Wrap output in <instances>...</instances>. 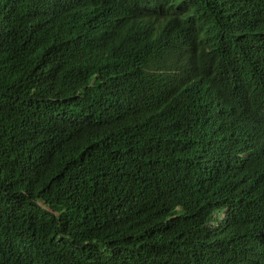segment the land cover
Returning a JSON list of instances; mask_svg holds the SVG:
<instances>
[{
    "label": "trees",
    "instance_id": "1",
    "mask_svg": "<svg viewBox=\"0 0 264 264\" xmlns=\"http://www.w3.org/2000/svg\"><path fill=\"white\" fill-rule=\"evenodd\" d=\"M192 1L140 34L162 0H0V264H264L219 187L264 217V126L175 114L216 77L264 96V0Z\"/></svg>",
    "mask_w": 264,
    "mask_h": 264
},
{
    "label": "clouds",
    "instance_id": "2",
    "mask_svg": "<svg viewBox=\"0 0 264 264\" xmlns=\"http://www.w3.org/2000/svg\"><path fill=\"white\" fill-rule=\"evenodd\" d=\"M198 6L197 1L192 0H162L161 4L153 7L150 2H145L142 6L134 9V13L131 15L133 24L137 31L141 34V30L153 28L159 29L162 25L169 21H179L182 24H188L197 17V12L195 8ZM145 16H150L151 25H146L143 23ZM105 16L102 14L101 18ZM107 26H104L106 28ZM259 85L256 80H249L241 82L233 76L232 80V104L227 102V99L224 95L223 88L219 77H216L212 82L205 85L203 88V94L194 99L191 94H188L186 99L181 105L177 108L175 114L180 113L185 107H191L192 104L201 103L205 110L213 113L212 116H219L221 111H224L227 108L235 109L238 114L239 112L243 114L244 121L252 129L253 134L261 127L263 124V113L259 111V107L264 101V96H259ZM253 102L256 108L253 107ZM220 112V113H219ZM207 119L211 116L204 115ZM252 134V138L256 141L257 139ZM220 187L221 195L223 199L228 203L233 211L238 215L243 216L250 220L251 225L243 230L245 238H252L253 242L261 245L264 248V217L259 215L261 209L260 200H257V195L253 198L250 203L241 211L236 209V201L240 199L249 188V185L239 191L226 196L225 190L223 187ZM199 196L198 202L199 207L203 210L204 216V204L206 203L207 194ZM206 195V196H205ZM205 196V197H204ZM203 198V199H202ZM201 199V200H200ZM201 205V206H200ZM184 206H178L175 208L177 213H183ZM226 212L218 215L216 220H206L204 224L206 235L209 236L208 230L216 229L218 227V222L224 218ZM230 234V233H229ZM227 234L220 237V240H226ZM254 245V246H255Z\"/></svg>",
    "mask_w": 264,
    "mask_h": 264
}]
</instances>
